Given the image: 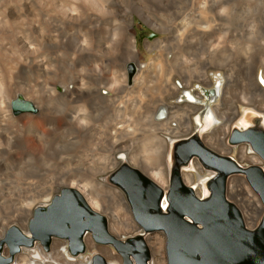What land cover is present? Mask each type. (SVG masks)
<instances>
[{"label":"rangeland","instance_id":"rangeland-1","mask_svg":"<svg viewBox=\"0 0 264 264\" xmlns=\"http://www.w3.org/2000/svg\"><path fill=\"white\" fill-rule=\"evenodd\" d=\"M25 1L27 0H0V4H14ZM39 1L41 2V0ZM69 1L72 3H77L79 1L88 2V0ZM101 2L102 0H94V4L97 8ZM183 2L181 6L190 7L191 2L188 0H183ZM150 3H139V5L141 7L148 6L149 4V6L154 5L153 2ZM50 10L53 9L50 8ZM50 10L45 9V6L41 4L39 9L35 7L34 13L28 15V19L21 20L18 18H6L2 8H0V24L9 26L10 28H16L28 21H34L40 29L43 27L44 19L49 17V13H51ZM201 10L202 3L201 0H198L194 8L191 9L190 7L187 11L188 13L184 20H181L183 22L178 21L177 23H172L173 19H171V17L158 13L162 12V10H159L157 13L152 12L150 17L135 12L130 20L128 30L125 27H120L111 37L109 33H107V26L103 27L101 31L107 45V50L111 53H121V60L119 63L108 68L106 76L109 83L102 89V92L116 103L119 102L120 106L116 107L115 110L111 108L105 113V116L102 115V111H104L102 107L90 106L86 114L87 117L91 116L90 119L94 120V122L99 124L103 122L105 126H110L108 130H110V132L115 130V135L118 139L125 133L133 135V147L126 145L116 154H110L111 157L112 155L117 157L122 155L127 156L125 157L126 159L118 163V165L112 166V164L109 163L108 167L103 169L101 166L106 160V156L104 157V155H102L103 152L101 151V147L97 146V140L104 134L102 129H104L105 126L100 129L97 125H92L91 128L93 131L83 133V136L76 135L72 141L63 140L69 135L67 129L63 127L58 130L57 135L50 136L51 134H49L48 137H52L50 142L40 145L41 147L37 150L35 158L27 156L21 159L19 163L14 165L9 173L7 179L8 185L17 188L21 182L23 167H30L35 162L40 163L43 167L40 172V177L43 179L42 186L44 185V189L40 192L30 191L27 193L26 197L14 196L12 199L8 198L9 200L3 199V202L6 204L8 203L7 205H11V207L0 210V233H2L0 239L3 238L9 228L14 225L18 226L25 234L31 236L29 225L30 221L35 216L37 208L40 206H48L52 203L53 198L57 195H61L62 190L66 187L76 188L95 210L107 217L109 230L112 234L121 239L134 236L142 230L134 218L125 192L120 187L112 184L110 182V177L124 162H127L140 169L163 188L168 189L170 185L169 155L171 144L176 139L189 137L199 126L202 130V138L209 147L220 153L232 156L245 166L258 164L264 168V160L251 151L247 143L231 146L228 143V137H226L228 149H222V147L215 145L210 140L213 138L218 142L226 132L225 128L231 125L232 120L229 119L230 121L225 122L221 116V114H223L222 110L231 106V101L234 102L235 100L234 103L238 110L236 114L241 110L242 112L254 109L262 111L260 106L246 103V101H248L247 95H253V92H251V90L244 92V88L246 90V88L250 86L249 83L251 84L252 77L258 84L259 82L264 84L261 80L264 78V0L229 1V4L224 9L223 18L225 19L224 22L226 25L229 26L232 31L229 34L214 37V41L217 42L216 49L222 50L224 56L218 57L213 65H205L206 61L202 60L203 56L212 52L209 40L204 37H198L196 39L193 36L196 26L194 21L198 18L200 19L199 14L195 17L193 14L195 12L200 13ZM169 23L172 26L174 25L171 27V32L168 26L170 25ZM118 42L130 45V52L126 53L120 50ZM179 45L180 47H178ZM212 60L214 61L215 59L213 58ZM165 61H169L170 67L164 65V72L172 73V85L174 84L173 86L175 89H179V93L178 95L176 94V91L173 90L174 87L170 90V93L163 91L162 95H164V102L160 105H186L194 102V100L186 96V91L189 90L193 97H195V101L198 100L197 103H195L202 106L204 105L205 108H207L204 111L202 110L190 116L195 120V123L198 124L193 126L192 131L175 134L174 136L171 134L172 139L169 145L162 139V137H168V134H159L157 127L160 121H170L172 113H167L168 117L165 119H158L160 115H158L159 112L157 114V111L160 106H157L158 108H156L154 112L151 110L150 113L144 114L143 117H140L139 113H137L142 100L150 98L152 94L158 95V87L160 86L158 83L160 82L156 81L155 77H153V73L158 72L160 64ZM177 62H180V64L177 65ZM130 63H134L137 68L132 80H130L129 77ZM196 66L200 74L205 70V67H209V80L203 81L202 78L199 77L192 81V84L189 86H185L184 77L185 75L188 76L187 67L192 72L191 74H194L193 69ZM54 69L58 73H61L60 69L53 68V75L56 73ZM75 72L77 75H81L83 71L78 67ZM85 73L88 75L87 84L85 87L76 88L75 99L82 97V94L85 92H89L87 87L89 86L88 84L91 81V77L87 72ZM196 75L197 74L194 76ZM179 82L182 86L179 85ZM215 87L217 91L216 93H212L211 89ZM218 87H221L223 91ZM70 88L74 89L72 86ZM60 90H62V88ZM246 92L247 94H245ZM256 95V98L260 97V94ZM45 105L53 109L56 113H61L65 104L62 99L51 101V99L47 98ZM211 106L215 109V112L213 110L216 117L215 121L221 120V122L213 124V122H211V116L209 115V118L206 116L207 110ZM230 108L232 107L226 108L229 111L225 112L228 116H231V112L234 109L230 111ZM10 109L16 116L24 114L33 116L38 115V110L34 106L33 101L21 96L11 98ZM81 112L84 113L85 111L81 110ZM126 120H132L131 122H127L129 126L125 125ZM176 120L177 121L172 122L175 127L176 123H178V121L180 122L179 119ZM74 130H77V128H74ZM229 131H231V128ZM227 136H229V132ZM152 137L154 139L153 142L150 140ZM134 154L138 156L140 164H135L131 160ZM127 157L129 159H127ZM147 161H149L148 166L162 171L166 181L165 185H162L153 178L148 169L151 167H147ZM82 163H84V165ZM188 172H193V182L189 183L186 180L185 174ZM212 175V171L204 169L197 159L193 161L190 168L184 170V180L187 184L192 185L199 195H202L204 192L202 182ZM83 183L91 187L99 200L104 202V207L97 208L94 203H91V194L85 191L82 186ZM234 185H236L237 188L233 190ZM112 188L123 193L129 207L131 221L120 213L121 230L114 228L113 216L107 208L108 204L112 201L109 195V189ZM227 195L229 199L235 202L242 210L244 218L246 208L252 203L250 200L255 199V202H258V206L255 205L254 201V204H252V206L255 207L254 211L256 213L254 214V226L245 218L248 227H256L264 215V204L259 195L249 184L245 175L234 174L229 178ZM47 197H49V199H47ZM147 238L156 241V245L150 244ZM146 240L152 251V264H168L166 251L167 238L165 233L162 231L149 233L146 235ZM85 243L86 251L78 256H73L69 251V241L67 239L54 237L49 251L44 249L40 241H37L33 247H24L22 251L16 255L14 262L18 261L19 263L30 264L31 260H33V255L39 252L42 254V257L36 258L37 264H57V262L60 264H92L94 255L101 253L109 264H123L121 254L118 253L112 245L97 243L92 233L89 232L86 234ZM159 245H162V248L159 251L157 249L154 250V247ZM63 247L66 249V252L62 251ZM3 254L6 256L9 255V247L7 245L4 247ZM70 256L75 257V259H70ZM14 262L12 264H14Z\"/></svg>","mask_w":264,"mask_h":264},{"label":"bare ground","instance_id":"bare-ground-1","mask_svg":"<svg viewBox=\"0 0 264 264\" xmlns=\"http://www.w3.org/2000/svg\"><path fill=\"white\" fill-rule=\"evenodd\" d=\"M188 1L191 2L190 7L192 9L198 0ZM229 1L201 0V12L193 14L194 17L197 14L200 15V19L198 18L194 21L196 26L193 36L196 39L198 37L208 39L212 48V52L202 57V60L206 61L205 65H213L218 57L224 56L222 50L216 49L217 42L214 41V37H220L232 31L223 18L224 9L229 4ZM147 2H153L154 5L149 6L151 3L148 6L141 7L139 5V3L145 4ZM182 2L183 0H102L98 8L94 4V0H88V2L79 1L77 3H72L69 0H41V2L39 0H27L21 3L0 4V8H2L6 18H18L21 20L28 19V15L34 13L35 7L39 9L41 4L47 10L53 9L50 10L49 17L44 19L43 27L40 29L34 21H28L16 28L0 24V210L11 207V205H7L8 203L3 202V199L9 200L14 198V196L26 197L30 191L40 192L44 189V185L42 186L43 179L40 177L43 167L37 162L30 167H23L21 182L17 188L10 187L7 179L16 163H19L21 159L27 156L35 158L37 150L41 147L40 145L50 142L52 137H48L49 134H51L50 136L57 135L58 130L63 127L69 132V135L63 140L72 141L76 135L83 136V133L93 131L92 125H97L100 129L105 126L103 122L99 124L91 120V116L87 117L86 112L90 106L102 107V110H104L102 115L104 116L111 108L115 110L116 107L120 106L119 102L116 103L102 92V89L109 83L106 76L108 68L121 60V53H111L107 50L101 31L103 27L107 26V33L111 37L120 27H125L128 30L133 13L136 12L150 17L152 12L157 13L159 10H162V12L158 13L171 17L173 19L172 23L183 22L181 20H184L190 7L181 6ZM168 26L171 32V27L174 25L170 24ZM118 46L120 50L126 53L130 52V45L118 42ZM213 58L215 59L214 61L212 60ZM179 64L180 62H177V65ZM164 65L170 67L169 61L161 63L159 71L153 73L156 81L160 82L158 83L160 84L158 95L152 94L150 98L142 100L137 113H139L140 117H143L144 114L150 113L151 110L154 112L160 106L157 111V114L159 112L158 115H160L158 119H165L171 112L170 121H160L157 127L159 134H168V137H162V139L169 145L172 139L171 134L174 136L175 134L192 131L193 126L197 123L190 116L199 113L201 107L195 103V97L189 90H187L186 96L194 100V102L186 105H160L164 102L163 91L170 93V90L174 87V84L172 85V73L164 72ZM78 67L83 71L81 75H77L75 72ZM53 68L60 69L61 73L54 69L56 73L53 75ZM208 68V66L205 67V70L200 74L196 66L193 69L194 74H191L192 72L187 67L188 76L185 75L184 77V85L189 86L192 81L199 77L203 81L209 80ZM85 72L91 77L89 86L87 85L89 92H85L82 97L75 99L76 88L85 87L87 84L88 75ZM195 74L197 75L194 76ZM130 80H132V77H130ZM261 80L264 83V79L262 78ZM179 85L182 86L180 82ZM71 86L74 89H71ZM61 88L62 90H60ZM173 90L178 95L179 89L174 87ZM261 93L263 92L259 91L256 94ZM17 96L32 100L38 110V115H14L11 112L10 104L11 98ZM253 96L257 95L253 94ZM47 98L51 99V101L60 99L64 101L65 105L61 113H56L53 109L46 107L45 101ZM234 102L231 101V106H229L232 107L230 111L234 108L231 116L225 113L229 112L226 109L229 107L222 110L223 114L221 116L225 122L235 119L237 115L238 110ZM213 108L209 112L211 122L216 119ZM81 110L85 112L82 113ZM176 119H179L180 122L178 121L175 127L172 122L177 121ZM131 121L126 120L125 125L129 126L127 122ZM219 122L221 120L215 121V123ZM229 126L225 128L226 132L218 142L213 138L210 139L211 142L222 147V149H228L226 144V137L228 136L226 135L228 134L227 130L231 128ZM74 128H77V130H74ZM109 128L110 126H105L102 129L104 134L97 140V146L101 147L102 155L106 156V160L101 166L103 169H106L109 163L115 166L125 160L127 155L119 157L113 155L126 145L133 147L134 143L133 135L125 133L118 139L116 138L115 130L110 132ZM150 140L153 142V137ZM110 154H113L112 157ZM127 159L129 158L127 157ZM131 160L135 164H140L138 156L135 154L132 155ZM148 163L149 161H147V167H151L148 169L153 178L165 185L166 181L162 171L148 166ZM82 164L84 165V163ZM185 176L189 183L193 182V172H188ZM82 186L85 191L91 194V203H94L95 207H104V202L99 200L88 184L83 183ZM236 188L237 186L234 185L233 190ZM109 195L112 201L107 208L113 216L114 228L121 230L120 213L131 221L128 203L123 193L117 189H109ZM251 201L252 203L246 208L245 218L254 226V214L256 213L252 204L255 203L257 206L259 204L257 201L255 202V199ZM165 203L166 201H164ZM147 239L149 240V238ZM149 242L156 245V241L151 238ZM161 248L162 245H159L154 247V250L157 249L159 251ZM62 251L66 252V249L63 247ZM40 257H42V254L39 252L33 255V260H31L30 264H37V259ZM70 259H75V257L70 256ZM14 264L26 263L16 261ZM57 264L60 263L57 262Z\"/></svg>","mask_w":264,"mask_h":264},{"label":"water","instance_id":"water-1","mask_svg":"<svg viewBox=\"0 0 264 264\" xmlns=\"http://www.w3.org/2000/svg\"><path fill=\"white\" fill-rule=\"evenodd\" d=\"M136 70L130 63V77ZM246 112L244 128L234 126L228 143H247L264 160V117L254 110ZM195 159L213 172L203 181L202 195L184 180V170ZM169 164L168 189L127 162L110 177V182L125 192L141 232L118 238L110 232L105 215L76 188L66 187L48 206L37 208L29 225L31 236L16 225L9 228L0 239V264H12L24 247H33L37 241L49 251L54 237L67 239L70 253L78 256L86 251L85 236L89 232L97 243L112 245L123 264H151L146 235L160 231L167 238L168 264H264V215L256 227H248L242 210L227 195L229 178L243 174L264 204V168L258 164L245 166L209 147L200 128L172 142ZM5 245L9 247L8 256L3 254ZM92 264L109 263L97 253Z\"/></svg>","mask_w":264,"mask_h":264},{"label":"crops","instance_id":"crops-1","mask_svg":"<svg viewBox=\"0 0 264 264\" xmlns=\"http://www.w3.org/2000/svg\"><path fill=\"white\" fill-rule=\"evenodd\" d=\"M263 77H264V74H263ZM249 85L250 86H248L245 91L248 92L249 90H251V92H253V94H255L257 92L259 93V91H262L263 93H261L259 96H261V95H263V96L258 97L259 98L258 99V98H255V96L249 94V95H247L248 101H246V103H248L249 105L260 106L262 108L261 112L264 115V84H262L260 82L258 84L257 81L252 77V82H251V84L249 83ZM247 92H246V94H247Z\"/></svg>","mask_w":264,"mask_h":264},{"label":"flooded vegetation","instance_id":"flooded-vegetation-1","mask_svg":"<svg viewBox=\"0 0 264 264\" xmlns=\"http://www.w3.org/2000/svg\"><path fill=\"white\" fill-rule=\"evenodd\" d=\"M218 88H221V87H218ZM218 88H217V89H218ZM216 91H217V90H216V87L211 89V92H212V93H216ZM221 91H223L222 88H221ZM221 91H220V93H221ZM186 92H187V91H186ZM186 95H187V94H186ZM215 100H216V99H215ZM197 101H198V100H197ZM197 101H196V103H197ZM197 105H200V104H197ZM200 107H201V110H200V111H202V110L204 111V110L207 109V108H205L204 105H203V106L200 105ZM211 108H212V106L207 110V113H206V116H207L208 118H209V115H210L209 112H210ZM213 110H214V112H215V109H214V108H213ZM254 111H256V112L262 114L261 111H258V110H256V109H254ZM245 112H246V111L242 112V110H241V111L236 115L235 119H232L233 122H231V125H232V124H233V125H232V126L230 125V126H231V131H232V129H233L234 126H238V127H240V128H244V125L242 124V119H243V117H244ZM240 113H241V114H240ZM246 113H247V112H246ZM262 116H263V114H262ZM263 117H264V116H263ZM206 121H208V120L206 119ZM212 122H213V124H215V121H212ZM197 125H198V124H197ZM198 128H201V127L199 126V127H197V129H198ZM229 129H230V128H229ZM231 131L228 130L229 135H230ZM227 135H228V134H227ZM227 135H226V136H227ZM228 137H229V136H228Z\"/></svg>","mask_w":264,"mask_h":264}]
</instances>
